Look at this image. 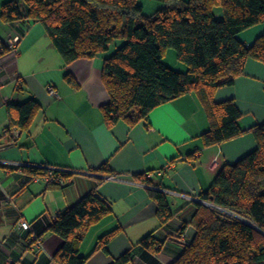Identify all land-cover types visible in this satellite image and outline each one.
Wrapping results in <instances>:
<instances>
[{"label": "crops", "instance_id": "obj_1", "mask_svg": "<svg viewBox=\"0 0 264 264\" xmlns=\"http://www.w3.org/2000/svg\"><path fill=\"white\" fill-rule=\"evenodd\" d=\"M0 0V8L4 2ZM264 33V23L237 38L251 45ZM15 50L0 55V264L21 251L12 231L19 219L42 233L38 258L25 254L19 264H55L53 255L62 239L46 231L57 213L94 193L104 199L111 213L83 235L79 254L86 264H111L130 252V264H171L182 253V241L195 231L189 220L198 194L208 189L219 169L234 164L256 147L251 133L205 147L201 136L209 130L206 112L194 93L185 94L150 112L146 121L130 126L119 121L108 126L101 107L108 94L101 81V68L109 55L79 59L66 65L40 23L23 19L15 24L0 21V42ZM109 52V51H108ZM177 71V70H176ZM186 67L183 65L182 70ZM71 75L76 85L65 81ZM56 92L57 97L49 93ZM35 100L40 110L29 133L5 134L6 105ZM214 100H233L242 116L241 129L264 123V64L247 60L244 73L233 85L218 88ZM107 164L111 173L99 172ZM39 166L71 173L69 184L50 187L43 178L29 180L20 167ZM144 177L149 184L137 181ZM163 191L172 218L161 225L149 191ZM185 224L181 233L179 230ZM119 228L106 246L94 252L98 239ZM153 234L161 250L147 255L138 243Z\"/></svg>", "mask_w": 264, "mask_h": 264}, {"label": "trees", "instance_id": "obj_2", "mask_svg": "<svg viewBox=\"0 0 264 264\" xmlns=\"http://www.w3.org/2000/svg\"><path fill=\"white\" fill-rule=\"evenodd\" d=\"M156 1L163 3L162 8L144 16L138 0H9L1 5L0 21L15 24L27 19L40 23L66 65L93 59L107 52L114 41L123 40L101 68V81L109 97L101 112L108 126L121 120L130 126L146 121L155 108L194 93L209 122V130L201 136L205 147L251 133L255 149L236 163L223 165L208 189L198 194L200 202L189 220L195 234L171 264H264V123L241 129L238 120L242 114L234 101L214 100L218 88L233 85L244 73L247 60L264 64V33L249 46L237 38L264 23V0ZM215 8L222 10V19L215 18ZM168 49L175 51L185 72L173 70L164 62ZM8 50L0 42V55ZM64 79L76 85L71 75L66 74ZM39 110L40 105L32 99L7 104L5 134L10 136L13 130L28 134ZM20 168L29 180L47 178L52 171L47 183L53 188L66 186L71 178L70 172L52 167ZM98 171L111 173L107 164ZM136 179L149 184L144 177ZM59 180L69 182L62 185ZM149 195L161 225H166L172 214L165 194L154 190ZM110 213L106 201L94 193L58 213L46 229L63 241L52 261L86 264L88 257L79 254L82 237ZM32 230L42 236L33 225ZM119 230L102 235L94 252H106ZM29 235L25 234V241ZM138 246L149 256L161 250V242L153 234ZM131 261V253L125 252L111 264Z\"/></svg>", "mask_w": 264, "mask_h": 264}, {"label": "built area", "instance_id": "obj_3", "mask_svg": "<svg viewBox=\"0 0 264 264\" xmlns=\"http://www.w3.org/2000/svg\"><path fill=\"white\" fill-rule=\"evenodd\" d=\"M9 50H15L16 46L15 43L13 41H9V47H7ZM1 71V69H0ZM49 93L51 96L53 97H57V94L55 91H53L52 89H49ZM16 132H13V135H11L10 137L14 138L15 137ZM5 148L4 145L0 144V150H3ZM53 170H57V171H66L63 169H56L53 168ZM52 174V171L49 172V175L47 178H44L47 182L50 181V176ZM36 180L38 178H35ZM60 184L64 185L66 183L69 182L66 181L64 182L63 180H59L58 181ZM210 206V205H208ZM58 215V213L55 215V217ZM30 233L29 235V240L25 241L24 240V236L26 233ZM12 234L14 237L17 238V241L19 243V245L23 246L21 251H15L16 248L13 249L14 253L17 254V259L14 260L12 259L11 256H8L7 259L4 260L3 264H19L23 261L25 254H32L34 255L36 258H38L42 252V246H41V237H39L36 233L33 232L32 230V224L25 221L24 219H19L16 222L15 227L13 228ZM188 244V241H182L181 242V247L183 249L186 248Z\"/></svg>", "mask_w": 264, "mask_h": 264}, {"label": "rangeland", "instance_id": "obj_4", "mask_svg": "<svg viewBox=\"0 0 264 264\" xmlns=\"http://www.w3.org/2000/svg\"><path fill=\"white\" fill-rule=\"evenodd\" d=\"M187 1V0H184ZM138 3L142 6V15L151 16L156 10L162 8L163 3L156 0H138ZM215 18L220 20L223 18V12L220 8L214 9ZM123 44V40L114 41L110 47L109 52H104L106 55H111L113 51L119 48ZM103 53V54H104ZM164 62L170 66L173 70H182L183 63L178 61L176 58L175 51L172 49H168L164 56Z\"/></svg>", "mask_w": 264, "mask_h": 264}, {"label": "water", "instance_id": "obj_5", "mask_svg": "<svg viewBox=\"0 0 264 264\" xmlns=\"http://www.w3.org/2000/svg\"><path fill=\"white\" fill-rule=\"evenodd\" d=\"M252 226V225H251ZM253 227V226H252ZM255 229H257L256 227H254Z\"/></svg>", "mask_w": 264, "mask_h": 264}, {"label": "bare ground", "instance_id": "obj_6", "mask_svg": "<svg viewBox=\"0 0 264 264\" xmlns=\"http://www.w3.org/2000/svg\"><path fill=\"white\" fill-rule=\"evenodd\" d=\"M163 192V191H162Z\"/></svg>", "mask_w": 264, "mask_h": 264}]
</instances>
